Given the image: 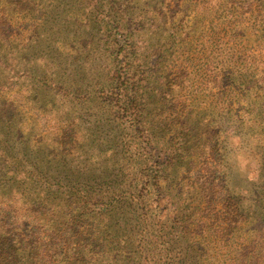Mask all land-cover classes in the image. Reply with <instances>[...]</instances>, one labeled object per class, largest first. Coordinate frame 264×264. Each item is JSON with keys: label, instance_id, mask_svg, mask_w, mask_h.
<instances>
[{"label": "trees", "instance_id": "obj_1", "mask_svg": "<svg viewBox=\"0 0 264 264\" xmlns=\"http://www.w3.org/2000/svg\"><path fill=\"white\" fill-rule=\"evenodd\" d=\"M36 1L0 0V264H264V165L256 181L261 184L255 189L247 185L236 188L229 180L225 184L224 178L218 179L212 167L191 160L190 168L205 172L191 174L186 183L170 179L165 186L168 192L159 199L165 201L172 194L163 203L165 219L149 216L139 198L141 192L138 196L131 193L132 199L124 196L131 201L128 206L117 192L107 196L97 191L100 196L86 194L82 201L74 191L76 179L66 181L68 172L76 176L80 168L68 165L67 154L58 151L68 141H62L64 132H69L60 119L67 115L66 110L71 111L72 100L62 107L53 96L80 93L74 85L84 86L88 80L73 67L78 56L66 53L63 33L77 31L81 13H89V7L95 13L102 4L100 0H56L54 9L43 12L36 8ZM134 22L133 17L126 20L129 29ZM147 76L138 82L142 84ZM96 79L90 77L82 90L87 92L83 108L86 100L94 101L88 87ZM133 87L126 86L127 100L120 107L133 121L141 119L144 131L154 135L160 128L153 122L150 99L161 97L165 112L175 110L177 103L174 98H163L162 90L160 95L156 89L147 92L144 84L131 94ZM103 108V115L116 114L115 106ZM50 115L59 119L55 133L61 137L53 138L47 125L39 124L42 119L38 116ZM252 120L264 134V117ZM181 121L180 125L166 124L173 126L172 137L164 142L166 153L163 147L153 156L156 147L152 148V141L148 143L151 147L146 146L145 168L150 163L155 166L158 182V171L173 170L182 163V155L189 157L186 133L195 120L183 117ZM69 149L76 151L75 146ZM261 152L264 160V150ZM203 162L209 163L205 158ZM54 175L59 185L53 187ZM65 183L72 186L66 196L60 185ZM176 197L179 206L170 207ZM79 199L84 204L78 207L98 215L97 224L81 228L74 224L77 216L67 215L65 205L72 206ZM89 205L99 210L92 211ZM155 219H159L157 224ZM105 221L109 223L103 225Z\"/></svg>", "mask_w": 264, "mask_h": 264}, {"label": "rangeland", "instance_id": "obj_2", "mask_svg": "<svg viewBox=\"0 0 264 264\" xmlns=\"http://www.w3.org/2000/svg\"><path fill=\"white\" fill-rule=\"evenodd\" d=\"M100 1L97 12L92 13L89 7V13H81L77 31L63 33L67 37L66 53L78 56L73 67L88 79L85 87L76 83L75 90L80 93L53 96L62 107L72 100L71 111L66 110L67 115L60 119L69 132H64L62 141H68L58 151L67 154L68 165L74 163L80 168L76 176L68 172L66 181L76 179L74 191L82 201L86 194L95 196L97 191L107 196L117 192L128 206L131 201L124 196L132 199L131 193L138 196L141 192L139 198L149 209V216L157 214V218L165 219L163 203L172 194L165 201L159 199L168 192L165 186L170 185V179L176 177V181L186 183L191 174L205 172L190 168L193 161L212 167L218 179L224 178L225 184L229 180L236 188L247 185L255 189L261 184L256 181L264 165V134L252 118L264 117V0ZM56 2L38 0L36 8L51 11ZM130 17L135 22L129 29L126 20ZM145 75L149 76L142 84L147 92L156 89L160 95L162 90L163 98H174L177 103L175 110L165 112L161 97L149 98L153 122L160 128L154 135L153 131H144L141 119L133 121L120 107L127 100L126 86H135L131 88V94H135L137 86L142 85L139 79ZM90 77H97L88 87L95 98L92 103L86 100L88 108H83L87 92L82 90L91 82ZM94 105L102 109H91ZM104 106H115L116 114L103 115ZM31 115L36 119L33 113L27 116ZM183 117L195 120L186 133L189 157L182 155V163L175 164L173 170L166 167L158 171V182L155 166L150 163L145 168L149 156L146 146L153 143L152 148L156 147L153 156H158L163 147L166 153L164 142L173 135V126L166 124L173 121L180 125ZM38 118L42 119L39 124L45 123L53 132V138L61 137L55 133L58 118ZM72 146L76 147L73 153L69 149ZM204 158L208 164H204ZM55 178L53 187L59 185ZM60 185L65 196L72 192L69 183ZM179 200L176 197L169 206L176 208ZM82 201L65 205L67 215L77 216L74 224L81 228L97 224V214L78 207L84 204ZM158 220L153 222L157 224Z\"/></svg>", "mask_w": 264, "mask_h": 264}]
</instances>
